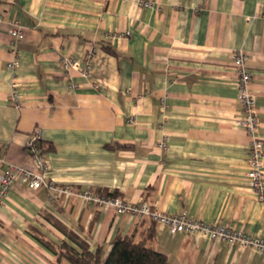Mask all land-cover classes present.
<instances>
[{
    "label": "crops",
    "instance_id": "crops-1",
    "mask_svg": "<svg viewBox=\"0 0 264 264\" xmlns=\"http://www.w3.org/2000/svg\"><path fill=\"white\" fill-rule=\"evenodd\" d=\"M0 0V171L31 165L29 133L43 129L47 177L78 190L118 191L164 213L188 212L264 237V200L249 185V136L233 56L244 49L264 144V0ZM25 26L13 74L9 21ZM130 31L125 39L114 33ZM92 57L90 74L61 59ZM95 84L100 87L96 88ZM22 105L9 101L13 89ZM166 111L162 112V99ZM168 137V146H159ZM264 161V160H263ZM74 231L105 256L118 235L170 264H264L253 247L172 233L79 197L51 200L16 183L0 207V264H74Z\"/></svg>",
    "mask_w": 264,
    "mask_h": 264
},
{
    "label": "built area",
    "instance_id": "built-area-1",
    "mask_svg": "<svg viewBox=\"0 0 264 264\" xmlns=\"http://www.w3.org/2000/svg\"><path fill=\"white\" fill-rule=\"evenodd\" d=\"M144 7H155L151 0H141ZM12 36L11 53L12 60L8 68L13 74L19 68L20 43L25 39V26L19 19L9 21ZM130 31L114 33L113 39H125ZM247 53L244 49L235 51L233 60L237 70V85L239 100L243 112L237 119V124L243 127L249 136V170L247 173L249 185L260 200H264V144L259 135L260 116L257 109V96L252 89L253 74L247 63ZM61 64L65 72L78 69L85 76L90 74L92 57L88 56L83 62L74 57H64ZM96 88L100 86L95 84ZM9 101L17 107L22 105L21 94L15 87L9 96ZM162 112L166 111L165 98L162 99ZM159 146L163 149L168 146V137L164 136ZM25 149L30 156L31 165H16L7 163L3 171H0V207L16 183L24 185L32 190L45 189L51 200L60 198L79 197L86 203L98 206L112 207L119 214H129L139 219H150L160 225L166 226L172 233L197 234L216 241H225L230 244H239L243 247H253L260 254H264V237L252 235L244 230L229 226L222 222H208L191 216L188 212L179 214L164 213L154 207L148 200L132 202L121 196L106 195L93 190H78L74 186L59 184L47 177L50 170V161L44 147L43 129L35 127L28 135Z\"/></svg>",
    "mask_w": 264,
    "mask_h": 264
},
{
    "label": "trees",
    "instance_id": "trees-1",
    "mask_svg": "<svg viewBox=\"0 0 264 264\" xmlns=\"http://www.w3.org/2000/svg\"><path fill=\"white\" fill-rule=\"evenodd\" d=\"M98 192L106 195H120L115 190L101 189ZM57 225L69 239L78 245V248L66 241L55 246L43 238L41 240L49 245L59 258L65 257L74 264H170L165 253L148 245L146 240L137 241L133 235H118L112 243L110 252L105 256L103 247H98L96 251H92L89 244L74 231L65 228L63 225Z\"/></svg>",
    "mask_w": 264,
    "mask_h": 264
}]
</instances>
